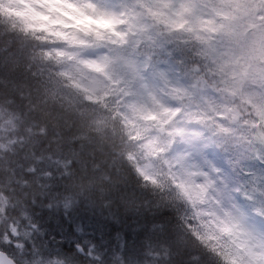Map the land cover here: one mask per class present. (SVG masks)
I'll use <instances>...</instances> for the list:
<instances>
[{"label": "clouds", "instance_id": "9594fccd", "mask_svg": "<svg viewBox=\"0 0 264 264\" xmlns=\"http://www.w3.org/2000/svg\"><path fill=\"white\" fill-rule=\"evenodd\" d=\"M0 264H264V0H0Z\"/></svg>", "mask_w": 264, "mask_h": 264}]
</instances>
